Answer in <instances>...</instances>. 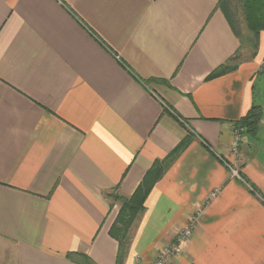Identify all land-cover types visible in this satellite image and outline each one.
I'll return each instance as SVG.
<instances>
[{
    "label": "crops",
    "instance_id": "crops-1",
    "mask_svg": "<svg viewBox=\"0 0 264 264\" xmlns=\"http://www.w3.org/2000/svg\"><path fill=\"white\" fill-rule=\"evenodd\" d=\"M218 1L0 0V264H115L119 204L105 194L131 196L188 136L122 264H152L190 224L165 264H264L263 105L232 149L264 30L253 56L207 80L241 44Z\"/></svg>",
    "mask_w": 264,
    "mask_h": 264
},
{
    "label": "trees",
    "instance_id": "trees-1",
    "mask_svg": "<svg viewBox=\"0 0 264 264\" xmlns=\"http://www.w3.org/2000/svg\"><path fill=\"white\" fill-rule=\"evenodd\" d=\"M236 5H240L242 9L246 28L245 32L242 31V33L245 35V39L244 41L241 40L239 49L231 57L207 76V80L234 71L243 57H245V54H247L246 52L248 49L251 56H253L257 47L259 31L264 30V0H219L217 6L225 14L231 28L237 36L240 37L241 31L240 27H238L240 22L235 12ZM138 80L145 86L150 83H167L166 80L153 78H139ZM262 113V107L253 104L249 111L238 121L239 126L245 128V133L254 136L258 130ZM175 117L177 116L175 115ZM190 138L191 137L188 136L183 139L164 158L155 159L131 196L125 197L118 194L116 192L118 186L114 188L115 190L105 194L106 198L119 204L118 213L109 229V235L117 241L118 245L115 264H122L123 262L130 238L129 229L138 213L143 211L144 201L147 195L154 184L163 177L165 171L179 153L188 145ZM241 178L245 181L243 176H241ZM250 188L251 191L255 193V188L252 185ZM65 257L76 264H97L83 253L67 252Z\"/></svg>",
    "mask_w": 264,
    "mask_h": 264
},
{
    "label": "built area",
    "instance_id": "built-area-1",
    "mask_svg": "<svg viewBox=\"0 0 264 264\" xmlns=\"http://www.w3.org/2000/svg\"><path fill=\"white\" fill-rule=\"evenodd\" d=\"M245 132V128L242 126H238L237 128L234 129V141L232 143V149L233 152L236 153L238 150V146L241 142L242 139V134ZM231 172L233 174V176H236L240 179V176L238 175L236 169H233L232 167H230ZM192 231V225H187L183 230H181L175 239V242L164 247L159 254L157 255V257L155 258V260L152 262V264H165L167 258L171 255H173L177 249H178V244L180 241L187 239Z\"/></svg>",
    "mask_w": 264,
    "mask_h": 264
},
{
    "label": "rangeland",
    "instance_id": "rangeland-1",
    "mask_svg": "<svg viewBox=\"0 0 264 264\" xmlns=\"http://www.w3.org/2000/svg\"><path fill=\"white\" fill-rule=\"evenodd\" d=\"M235 12H236L238 20L240 22V25H238V27H240V31H241L240 38H241V40L244 41L245 35L242 33V31L245 32L246 28H245V23L243 20V13H242V9H241L240 5H236ZM254 96H255V103L261 104L264 106V68H262V70L259 72V74L257 75V77L255 79Z\"/></svg>",
    "mask_w": 264,
    "mask_h": 264
}]
</instances>
